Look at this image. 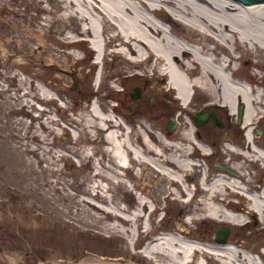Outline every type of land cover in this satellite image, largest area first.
<instances>
[{
	"label": "bare ground",
	"instance_id": "obj_1",
	"mask_svg": "<svg viewBox=\"0 0 264 264\" xmlns=\"http://www.w3.org/2000/svg\"><path fill=\"white\" fill-rule=\"evenodd\" d=\"M23 2L37 14L26 24L14 19L10 27L2 13L16 16ZM55 21L62 24L56 32ZM86 41L91 51L85 54ZM8 43L30 50L34 44L32 52L46 55L49 83L58 96L66 91V79H83L86 68L93 70L94 82L88 83L93 99L47 107L52 98L41 88L37 92L39 73L19 68L20 63L8 66L17 54ZM0 49V221L5 228L10 224L3 209L36 227L42 222L51 232L57 226L61 232H107L130 250L148 240L138 254L155 264H264V248H250L242 238L220 242L213 233L220 226H249L264 234V182L248 168L258 163L264 169V140L255 133L264 125V74L252 71H264V2L0 0ZM119 78L142 85L141 91L157 100L151 107L179 109V117H191L196 107L213 114L217 109L232 122L242 105L236 128L246 140H220L222 149L213 152L193 137L198 131L193 120H183L182 133L176 123V132L164 133L147 123L151 115L119 117L117 106L105 109L109 102L102 93L110 82L116 89ZM38 93L47 108L31 106ZM59 130L68 136L58 140ZM215 155L226 164L211 172L203 161ZM71 160L85 169L79 179L67 169ZM159 180L166 184V208L158 198ZM166 210L170 215L162 217ZM100 260L105 259L78 264Z\"/></svg>",
	"mask_w": 264,
	"mask_h": 264
},
{
	"label": "rangeland",
	"instance_id": "obj_2",
	"mask_svg": "<svg viewBox=\"0 0 264 264\" xmlns=\"http://www.w3.org/2000/svg\"><path fill=\"white\" fill-rule=\"evenodd\" d=\"M10 1L13 3L18 0H10ZM18 8L19 11L16 16L15 14L13 15V13L12 14L2 13L4 15V20L10 21L9 22L10 27L13 26L12 21L14 19H20L21 21H23V23L26 24L30 16H35L37 14L33 6L30 7L27 6L26 2L19 4ZM21 14H24L23 17H20ZM55 23L56 25L54 26ZM61 25L62 24L59 21H55L51 24V28L52 30H55L54 32H56L62 28ZM59 27L61 28L58 29ZM20 30L23 36L26 37V35H28L25 27H20ZM33 30H35V28ZM8 46H9L8 48L9 50H15V52L17 53L15 55L16 57H9V61H8L9 67H11V65L13 64L16 65V63H20L19 68L26 67L29 69V73L31 74L39 73V75L35 79L37 84L39 85V90H37V92L40 93L41 92L40 88H41L43 92L47 93V95L49 96L48 98H52L50 102L47 101L46 104L47 107L54 109L62 108L64 106L63 100H67L68 104L70 106H73L76 105L78 101L81 102L82 104H85L90 102L91 99H93V98L90 99L89 98L90 95L88 94V83L94 82L93 70L86 68V71H88V73L85 75V77L83 79H78L73 81L74 83L71 82L70 79H66L68 83L65 89L66 91H64L63 95L59 94L60 96H58L55 89L52 88V86L49 83L50 75L48 74L47 72L48 69L46 68L48 64L47 61L48 58L46 57V55L40 56V54H37V52H32L31 51L32 49L37 50V47L34 44H32L31 50L27 49L26 47L19 46L18 43L17 44L8 43ZM55 47L57 50H65L64 47H57V46ZM81 50H82L81 52L82 53L85 52V54L89 52V50L91 51V49L85 44L82 45ZM67 52L69 51L67 50ZM91 55H89V58L91 57ZM1 56H2V51L0 49V73L4 71L3 68L4 60L1 58ZM39 60H41L40 63ZM68 61H69L68 63H71L72 59ZM111 62L112 59L111 57H109L108 58L109 67H111ZM70 65L72 66V63ZM239 65L245 66V62H241L239 63ZM76 66H78L79 68L82 66V64H76ZM11 71L20 72V70H18L15 67L11 68ZM252 71L253 72L257 71L261 75L264 74V71L260 72L254 69H252ZM20 74H21L20 75L21 78H25L26 74L23 73ZM54 75H56V73ZM2 78L5 79L4 77ZM4 81L5 82L3 83L8 85L11 82V79L7 78V80ZM119 82L120 85L117 86L116 89H112V82H110L109 83L110 87L107 86L104 90H102V93L106 95L105 99L109 102L108 104L109 107H106L105 109L106 110L111 109L112 105H114V107L117 106L119 110L117 113L114 112L117 116L124 117L129 120H137L139 118H144L143 116L144 114L151 115L150 118L147 117L148 120L147 123L152 126L159 125L160 126L159 129H161L163 132L165 131V124H167L166 122L168 120V117L173 119L177 117L176 120L178 119L179 121L178 127H181L178 133H182L184 131L183 130L184 128L180 125L183 122V120H187V121L192 120V115L190 117L189 115L184 113H182L183 115L179 117L180 113L178 110L175 111L176 108L151 107V105L153 106V104L157 101L156 98H152V96L145 95L141 91L142 85L141 86L138 85L137 87L136 85L137 83H134L133 80L119 78ZM135 87L139 88L140 90L139 98L137 99H133L130 96L131 93H135L134 91ZM122 89H124V91H122ZM258 90L259 92H262V88H259ZM39 93L36 95L35 99H32L31 101V106H33L37 110H41L42 108H47L46 106L43 105L45 103L43 102V99ZM2 101L3 100L0 99V103ZM142 101L150 107H148V109L146 107H143L141 104ZM132 105H133V109L130 110L129 107ZM26 109L30 112L33 111V109L29 106H26ZM195 109L198 108L196 107L192 108L193 111ZM215 111L217 112L216 114L219 116V118H221V120H224V126L221 129L219 128L213 129L209 126V123L204 124L206 126L204 128H201V132H202V136H204L205 139L208 137L206 139L208 142L211 143L213 140V142L216 143L215 148L218 147L217 149H220L221 148L220 142L225 139L226 135L229 136V139L234 141L237 140L238 142L241 141L243 142L244 140H246L245 135L239 130V127L236 128V126L238 125V122L236 121L238 116L232 118L233 120L232 122H230L227 119L224 112L222 113L217 109ZM1 113L2 111H0V114ZM35 114L36 113L32 112V115ZM156 116L157 117L161 116V118H157ZM58 117L60 119L64 118L61 116ZM24 119L27 122L31 121V119L29 118H24ZM210 131H215L216 134L214 133L213 136H210L208 134V132ZM255 133L257 136H261L264 140V125L256 129ZM67 136H68L67 133H62L60 130L58 131V136H57L58 140L66 138ZM217 149L211 151L215 152L217 151ZM215 163H219L222 166L223 164H226L225 161L222 158H220V156L218 155H215V157H211L203 161L205 168L208 171L210 170L211 172L219 170L214 168ZM250 166H248L249 171H251L253 174H257L256 179L261 180L262 177L264 176V169L263 171H260L259 170L260 165L258 163ZM67 169H69L68 170L69 173L74 178H78V179L85 172V169L84 170L81 169L77 165V163L72 160L70 163H68ZM163 184L165 187L166 184L165 183ZM154 187H155V183L153 182L152 189H154ZM159 194H161V196L158 197L160 198L161 201L160 204H162L163 207L166 208L167 202L163 199L165 197V193L160 192ZM173 210H174L173 208H170L169 210L171 215L173 214ZM4 211L6 213L7 222L10 224L9 225L10 227L5 228L7 226L4 227L3 226L4 224H1L2 222L0 221V264H78V263H85L86 261L92 258L105 259V260L106 258L109 259L123 258L125 261L126 260L132 261L139 264H155L153 261H150L144 256L138 254V252L142 250L141 248L144 245L145 240L139 241L135 246V248L133 250H130L127 247L126 243L120 237L111 236V234L107 232L98 231V230L86 231V232L66 230L64 232H61L62 228L60 226L56 227L57 231L55 230L51 232L45 229V225L42 222H39L38 224L39 226L36 227L34 224L31 223L32 221L27 220L23 222L22 220H20L19 217L17 216L18 214L15 215L14 211L12 214L7 213L6 212L7 209H3V213ZM179 211L175 214L176 216L179 215L178 214ZM160 214L162 217L166 215L168 216L170 215L167 210L166 212L161 211ZM164 223L165 226L168 225L166 221H164ZM217 228L218 227L214 228L213 233ZM228 229H229V234L227 238L229 239L237 238L238 240H240L241 238L245 239L246 241L249 242L250 248H257V250H259L260 252L261 249L264 248V246H260V243L264 241V234L259 235L253 229V227L245 226L238 230H234L233 228L228 227ZM200 231L202 234H204L206 229L201 227Z\"/></svg>",
	"mask_w": 264,
	"mask_h": 264
},
{
	"label": "water",
	"instance_id": "obj_3",
	"mask_svg": "<svg viewBox=\"0 0 264 264\" xmlns=\"http://www.w3.org/2000/svg\"><path fill=\"white\" fill-rule=\"evenodd\" d=\"M241 4H244V5H248V4H252V3H261V2H264V0H235ZM56 25V23L54 24V26ZM61 27H59L58 29H60ZM56 29V28H55ZM134 91L135 93H131L130 96L133 98V99H137L139 98V94H140V90L138 88H134ZM130 110L133 109V105L129 107ZM242 111H243V107L242 105H239L237 107V113H238V118H237V122L240 121V116L242 114ZM210 117L211 119V126H215V125H218L220 126L221 123L216 119L215 115L213 114V112L211 110H207L204 112V114L202 115H195L192 120L193 121H197L198 124H203L204 122H206L207 118ZM173 126H174V121L172 119H170L168 122H167V125H166V129H167V132H170L172 129H173ZM215 167L217 169H223V167L221 165H215ZM162 180H159L157 183H158V188L161 189V192H164L165 191V187H164V182ZM229 234V229L226 228V227H223V226H220L218 227L215 232H214V237L216 238V240L220 241V242H225L226 239H227V236ZM94 264H134V263H130V262H125V260L123 258H115V259H109V258H106V260H100V261H97L96 263Z\"/></svg>",
	"mask_w": 264,
	"mask_h": 264
},
{
	"label": "flooded vegetation",
	"instance_id": "obj_4",
	"mask_svg": "<svg viewBox=\"0 0 264 264\" xmlns=\"http://www.w3.org/2000/svg\"><path fill=\"white\" fill-rule=\"evenodd\" d=\"M147 109H148V107H146ZM159 108H161V107H159ZM164 109V108H163ZM178 111H179V109H177ZM176 110V111H177ZM205 111H207V109H200V108H198V109H195L194 111H193V113H192V118L195 116V115H202V114H204V112ZM179 113H180V111H179ZM214 115H215V117H216V119L221 123V125L220 126H218V125H215V126H211V124H210V122H211V119H210V117H208L207 118V120H206V122H204L203 124H198L197 123V121H195V125L197 126V133H196V135H194L193 137H195V138H197V139H201V140H203V143L205 144V145H207V148L211 151V150H216L218 147H216L215 148V145H216V143L215 142H213V140H212V142L210 143V142H208L206 139L208 138H204V136H202V132H201V128H204L206 125H204V124H206V123H209V126L211 127V128H219V129H221V128H223V126H224V121L223 120H221V118H219V116L214 112ZM157 117V116H156ZM157 118H161V116H159V117H157ZM170 117H168V120H167V122L170 120V119H173V118H170ZM176 118L177 117H175L174 119H175V122L178 124V126H179V121H178V119L176 120ZM174 119H173V121H174ZM153 121V120H152ZM237 121V120H236ZM166 122V123H167ZM175 122H174V126H175ZM166 125L167 124H165V131H166V133H174V132H178V131H180V129H181V127H176L177 129H176V131H174V126H173V129L170 131V132H167V129H166ZM165 131H164V133H165ZM229 139V136L228 135H226V137H225V139L224 140H228ZM215 165H221V164H219V163H215L214 164V168L215 169H217L216 167H215ZM222 166V165H221ZM223 167V166H222ZM223 169H224V167H223ZM197 170H199V169H197ZM219 170H222V169H219ZM261 180H263V182H264V176L262 177V179Z\"/></svg>",
	"mask_w": 264,
	"mask_h": 264
}]
</instances>
